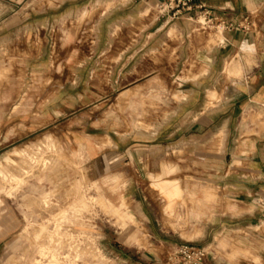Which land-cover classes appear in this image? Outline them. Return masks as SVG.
<instances>
[{"label":"crops","instance_id":"1","mask_svg":"<svg viewBox=\"0 0 264 264\" xmlns=\"http://www.w3.org/2000/svg\"><path fill=\"white\" fill-rule=\"evenodd\" d=\"M162 1H145L148 7L140 15L142 28H135L136 21L130 14L110 25L106 21L112 13L95 17L89 42L64 47L67 55L55 66L61 67L60 71L52 70L51 57L40 61V56L31 55L29 46L13 45L14 54L11 51L8 59L0 54V147L19 139L33 123L32 119L21 116L31 112L37 103L33 100L26 107L29 111L23 113L19 99L30 92L36 76L60 81L62 85L47 89L37 105L40 122L58 131L69 148L82 151L85 162L93 164L100 174L105 166L125 162L133 166L129 179L141 178L148 183L152 180L154 187L142 189L141 198L136 194L134 197L140 203L141 221L148 229L150 225L158 227L163 243H177L170 239L177 236V223L169 215L177 212V199L182 194L177 185V161L168 158L165 149L177 148V135H188L189 146L210 149L208 156L222 157L221 162L226 163L227 156H232L231 149L242 147L243 152L235 154L237 161L232 160L238 162L235 171L225 170L220 177L237 180L238 184L232 187L236 192L228 189L222 194V205L206 227L221 229L227 237L232 235L238 251L245 252L249 240L260 243L263 239L264 233L253 228L264 227V186H258L248 201L241 195L243 185L239 182L247 178L243 170L246 166L252 178L264 181V143L254 141L252 149L246 152V141L236 139L232 120L239 101H264V0H191L192 9L176 17L156 12ZM199 6L210 9L213 21L222 23V29H210L198 22ZM85 38L84 33L82 39ZM4 48L0 47V52ZM243 48L250 54L235 61ZM21 52L29 54L21 55ZM249 60L253 62L252 72L236 79L242 67L250 66ZM154 61L164 69L157 79L167 85V90L159 88L152 95L157 103L148 109V118L143 120L141 129L126 132L118 129L111 122L112 111L107 114L99 107L101 96L86 103V85L93 78L98 79L99 68L110 69L107 81L111 86L134 84L138 77L149 74ZM229 64L237 66V73L227 76ZM234 83L243 84L246 89H226ZM177 84L192 88L177 92ZM209 91L214 95L209 96ZM214 147L221 148L222 154L214 153ZM198 194L205 197L203 191ZM176 247L177 244L165 247L161 255L163 264H176ZM228 254L212 249L203 264H264L261 250L257 254L256 251L248 255L239 253L236 259H230Z\"/></svg>","mask_w":264,"mask_h":264},{"label":"rangeland","instance_id":"2","mask_svg":"<svg viewBox=\"0 0 264 264\" xmlns=\"http://www.w3.org/2000/svg\"><path fill=\"white\" fill-rule=\"evenodd\" d=\"M145 1L0 0V47H5L0 54L8 59L15 49L13 45L29 46L31 55L40 56V61L51 57L52 70L60 71L61 67L55 66L67 55L64 47L89 42L95 17L112 13L106 21L110 25L130 14L137 22L135 28H142L140 15L148 7ZM156 12L159 13L158 8ZM198 19L204 24L202 18ZM205 26L222 29L221 25ZM84 33L86 38L82 39ZM248 54L250 51L243 48L235 61L246 59ZM154 64L148 75L137 78V83L113 86L107 81L110 69L99 68L98 79L93 78L86 85V103L101 96L99 107L107 114L112 111L111 122L118 129L124 132L141 129L143 120L148 118V109L157 103L152 95L159 88L167 90V85L157 79L164 69L156 66L157 61ZM247 64L250 66L242 67L236 79L252 72V60ZM226 73L227 76L237 73V66L227 68ZM60 85V81L51 77L36 76L30 92L19 99L23 113L29 111L26 107L33 100L37 105L42 102L47 89ZM191 88L177 84V92ZM238 88L246 89L237 83L227 85L226 89ZM213 95L209 91V96ZM37 105L21 116L33 121L27 128L22 126L27 129L22 136L0 147V264H163L161 255L165 247L185 242L203 246L207 252L222 250L229 253L230 259H236L239 253L264 252V234L262 242L249 240L247 250L239 252L232 235L227 237L221 229L206 227L222 205V194L228 189L236 192L232 187L238 184L237 180L220 177L225 170L235 171L238 162L232 160L237 161L235 154L242 153V147L231 149L232 156H227L226 163L221 162L222 157L208 156L210 149L189 146L188 135H177V148L165 149L167 157L177 161V185L182 194L177 199V212L169 215L177 223V236L167 238L177 243H163L158 227L150 225L148 229L141 221L140 203L134 197L136 194L141 198L142 189L154 187L153 181L129 179L133 166L125 162L105 166L100 174L93 164L85 162L82 151L69 148L58 131L40 122ZM238 105L232 126L236 139L246 141L248 152L254 141L264 143V101L245 99ZM213 151L222 154L219 147ZM141 169L142 165L138 167ZM243 170L247 178L239 182L243 185L241 195L250 201L264 181L252 178L247 166ZM199 191L204 192V198ZM253 229L264 233V227Z\"/></svg>","mask_w":264,"mask_h":264},{"label":"built area","instance_id":"3","mask_svg":"<svg viewBox=\"0 0 264 264\" xmlns=\"http://www.w3.org/2000/svg\"><path fill=\"white\" fill-rule=\"evenodd\" d=\"M193 7L191 0H164L158 3L159 14L170 13L172 17L179 16L182 11H189ZM199 18L207 26L219 27L213 21L210 9L199 6ZM229 27L231 24L228 25ZM208 252L206 248L190 243L179 244L175 249L176 264H203Z\"/></svg>","mask_w":264,"mask_h":264},{"label":"bare ground","instance_id":"4","mask_svg":"<svg viewBox=\"0 0 264 264\" xmlns=\"http://www.w3.org/2000/svg\"><path fill=\"white\" fill-rule=\"evenodd\" d=\"M231 63H232V62H231ZM232 67H235V65L229 64L228 68L231 69ZM210 92H212V91H210Z\"/></svg>","mask_w":264,"mask_h":264}]
</instances>
